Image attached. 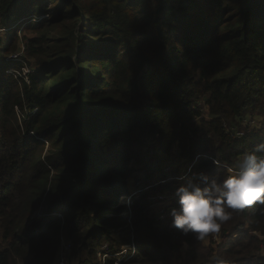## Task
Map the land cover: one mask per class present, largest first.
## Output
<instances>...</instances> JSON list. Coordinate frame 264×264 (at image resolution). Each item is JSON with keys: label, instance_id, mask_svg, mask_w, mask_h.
Returning a JSON list of instances; mask_svg holds the SVG:
<instances>
[{"label": "trees", "instance_id": "1", "mask_svg": "<svg viewBox=\"0 0 264 264\" xmlns=\"http://www.w3.org/2000/svg\"><path fill=\"white\" fill-rule=\"evenodd\" d=\"M0 22L25 44L15 62L17 29L0 42V264H53L63 237L77 264L104 242V264H264V203L226 208L207 246L171 214L180 186L264 159V128L232 134L264 116V0H0Z\"/></svg>", "mask_w": 264, "mask_h": 264}, {"label": "clouds", "instance_id": "2", "mask_svg": "<svg viewBox=\"0 0 264 264\" xmlns=\"http://www.w3.org/2000/svg\"><path fill=\"white\" fill-rule=\"evenodd\" d=\"M230 175L222 185L215 180L211 187L180 186L176 189L179 197V212L172 210V226L192 232L196 239L205 240L211 233H218L221 224L231 218L227 209H241L256 201L264 203V159L248 153L241 157L235 168H229ZM203 183H209L202 176ZM216 264H228L217 259Z\"/></svg>", "mask_w": 264, "mask_h": 264}, {"label": "built area", "instance_id": "3", "mask_svg": "<svg viewBox=\"0 0 264 264\" xmlns=\"http://www.w3.org/2000/svg\"><path fill=\"white\" fill-rule=\"evenodd\" d=\"M19 23L20 22H18L16 25L11 26V27H5L0 22V42H4L5 38H6V34L9 31L16 30L18 27L17 25ZM20 31H21L20 28L17 29V36L20 35ZM23 45L19 48L18 51L7 55L5 60L6 61H15V62L19 61L20 62V59L24 56V52H25V48ZM29 71L30 70L25 66L24 68L21 69L20 72L15 71V70H7L6 74L12 75L14 78L15 77H23L26 80V76L28 75ZM199 106H200V103L198 104V107ZM200 108L202 109V112H203L204 108H202V107H200ZM260 127L261 126H259V122L255 121L252 117L247 116L243 120L240 121L239 127L235 131H233L232 134L236 138L240 139L243 137V135L245 134L244 132L246 130L254 129V128L260 129ZM165 170L168 171L169 169L167 168ZM174 196H175L174 192L163 195V196H155L153 198V201L158 200L160 202H163V201L169 202ZM43 209H45V208H43ZM45 212H46V209H45ZM45 212H44V210H42L41 212L39 211L38 216L45 215ZM165 214H167V211L161 212L160 215H155V216L157 217L158 220H161L164 218ZM253 235L256 236L257 238H259V241H260V246H259L260 247V253H259V255L264 257V237L259 236L256 233H253ZM218 240H219V237H217V235L214 234L212 236V242L215 244H218ZM71 247L72 246L68 241H64L63 239H61V243H60L58 252L56 254V257H55V264H69V256H70V252H71Z\"/></svg>", "mask_w": 264, "mask_h": 264}, {"label": "rangeland", "instance_id": "4", "mask_svg": "<svg viewBox=\"0 0 264 264\" xmlns=\"http://www.w3.org/2000/svg\"><path fill=\"white\" fill-rule=\"evenodd\" d=\"M19 26L20 25H18V27ZM5 40H6V38H5ZM23 44H24V42H23V34L20 32V35L18 36V39H17V50L16 51H18L19 48ZM199 107L204 108L202 116L204 118H206L207 117V109L203 106L202 103H200ZM263 117H264L263 115H259L256 118H260L261 119ZM253 119L255 121H258L255 118H253ZM260 125H261L262 128H264V121H262L260 123ZM154 146H155V144L151 145L150 148L154 147ZM174 154H177L176 146H174V150H173L172 155H174ZM181 166H183V170H184V165H181ZM179 174H180V172H179ZM179 174H178V176L180 177ZM175 180H179V178L177 177ZM175 189L176 188H175V184H174V185L170 186L167 190H165L162 193L153 194L148 200L149 201V207H148L149 213L152 214V215H154V214L155 215H160L161 212L167 211L168 210V206H169V202H167V201L166 202H164V201L160 202L158 200L153 201V198L155 196H163V195L169 194V193L175 191ZM140 190L142 191V186L139 183H136L134 181H129V184H128V194H129V196H120L118 202L120 204H123V202H128L129 198L136 197L137 195H139ZM125 204L127 205L128 203H125ZM42 210H44V212H45V209H43V207L39 209L40 212ZM39 211H38V213H39ZM38 213L36 214V216L34 218H36V219L39 218ZM125 215H128L127 211L125 213H123V216H125ZM124 228H127V227H124ZM63 240L66 241V239L64 237H63ZM203 242L207 246V244L209 243V240L205 239ZM107 248H108V242L102 243L100 251L97 252L96 255L93 256V258L92 257L90 258L88 264H104V261L106 260V258H108V255H103L102 251H105ZM133 250H134V247H133L132 244L124 245L121 248H119L118 253L115 256H116V258H122V257H125L126 255H128L129 251H131V253H132ZM53 264H55V259H54ZM69 264H77V259H72V252L70 253V256H69Z\"/></svg>", "mask_w": 264, "mask_h": 264}, {"label": "crops", "instance_id": "5", "mask_svg": "<svg viewBox=\"0 0 264 264\" xmlns=\"http://www.w3.org/2000/svg\"><path fill=\"white\" fill-rule=\"evenodd\" d=\"M255 119L258 120L257 122H259V126H261L260 123H261L262 121H264V117L261 118V119L255 117ZM260 129H262V127H260ZM238 163H239V162H238ZM171 193H172V192H171ZM169 204H170V202H169Z\"/></svg>", "mask_w": 264, "mask_h": 264}]
</instances>
